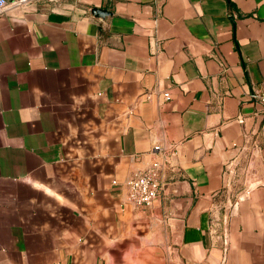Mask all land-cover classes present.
<instances>
[{"label":"crops","instance_id":"0c3cea01","mask_svg":"<svg viewBox=\"0 0 264 264\" xmlns=\"http://www.w3.org/2000/svg\"><path fill=\"white\" fill-rule=\"evenodd\" d=\"M254 94L264 0H31L0 15V264H264ZM155 161L163 191L137 209L128 183Z\"/></svg>","mask_w":264,"mask_h":264},{"label":"built area","instance_id":"2783aa9c","mask_svg":"<svg viewBox=\"0 0 264 264\" xmlns=\"http://www.w3.org/2000/svg\"><path fill=\"white\" fill-rule=\"evenodd\" d=\"M31 0H0V15H4L19 5L28 3ZM165 97L168 99L169 95ZM254 99L260 100L264 104V95L254 94ZM156 153L161 152L159 145L154 146ZM167 162L171 164V157L168 156ZM163 164L159 161H155L151 167L140 172L133 177L128 183V202L137 209H147L151 207L154 201L162 193L164 188L163 183Z\"/></svg>","mask_w":264,"mask_h":264},{"label":"water","instance_id":"95a60500","mask_svg":"<svg viewBox=\"0 0 264 264\" xmlns=\"http://www.w3.org/2000/svg\"><path fill=\"white\" fill-rule=\"evenodd\" d=\"M91 13L97 18H101V17L104 18V17H106V16L111 14L110 12H108L105 9H97V8L93 9L91 11Z\"/></svg>","mask_w":264,"mask_h":264}]
</instances>
